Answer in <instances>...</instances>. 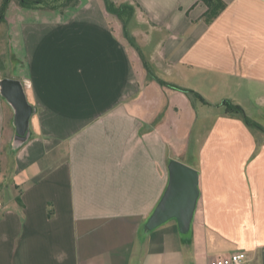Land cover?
<instances>
[{
    "label": "crops",
    "instance_id": "obj_1",
    "mask_svg": "<svg viewBox=\"0 0 264 264\" xmlns=\"http://www.w3.org/2000/svg\"><path fill=\"white\" fill-rule=\"evenodd\" d=\"M113 1L135 6L130 28L157 74L194 93L148 76L104 0L63 11L13 1L2 24L8 78L36 113L13 151L0 94V264H210L240 251L264 264V132L223 105L264 127V0H224L209 25L201 0ZM200 104L220 111L200 119ZM192 149L191 233L175 219L146 230L170 161L188 164L180 157Z\"/></svg>",
    "mask_w": 264,
    "mask_h": 264
},
{
    "label": "water",
    "instance_id": "obj_2",
    "mask_svg": "<svg viewBox=\"0 0 264 264\" xmlns=\"http://www.w3.org/2000/svg\"><path fill=\"white\" fill-rule=\"evenodd\" d=\"M0 94L14 113L15 137L12 149L18 151L30 140V122L36 108L29 102L24 83L20 80L1 78ZM168 168L169 184L166 192L144 227L148 231H153L175 219L180 233L186 236L191 233L200 197L199 172L178 160H171Z\"/></svg>",
    "mask_w": 264,
    "mask_h": 264
},
{
    "label": "trees",
    "instance_id": "obj_3",
    "mask_svg": "<svg viewBox=\"0 0 264 264\" xmlns=\"http://www.w3.org/2000/svg\"><path fill=\"white\" fill-rule=\"evenodd\" d=\"M13 1H15L19 7L33 10L50 9L63 11L68 7H76L78 5V0H2L0 2V25L6 23V13ZM201 2H203L208 7L207 11L201 18L208 25L213 23L227 7V3L224 0H201ZM104 3L108 13L116 16L122 23L125 38H127L141 54V58L148 76L154 80H157L162 85L170 86L186 93H194L191 90L184 89L183 87L170 81L168 82L160 77L151 66L150 62L147 60V57L142 55L141 47L136 44L135 37L130 34V25L136 16L135 6L131 5L130 3L117 4L113 0H104ZM2 69L3 65L0 61V70ZM195 96L204 102V99H202L200 95L195 93ZM223 105L226 108V114L241 115L250 128L264 132V127L248 117L242 108L229 101H225Z\"/></svg>",
    "mask_w": 264,
    "mask_h": 264
},
{
    "label": "rangeland",
    "instance_id": "obj_4",
    "mask_svg": "<svg viewBox=\"0 0 264 264\" xmlns=\"http://www.w3.org/2000/svg\"><path fill=\"white\" fill-rule=\"evenodd\" d=\"M132 26L133 25H130V27H132ZM130 34L133 35L132 28H130ZM125 39L129 43V45L137 52L140 59H142L141 58L142 56L139 53V51L136 49V47L134 45H132V43L127 38H125ZM139 43H138V40L136 39V44L138 46H140ZM141 53H142V55L146 54L143 50ZM7 56H8V52H7L6 26L1 25L0 26V61L3 63V67H4L3 76H5L6 78H8L11 75L12 70H10V68H11V66H13L12 65L13 62H8L7 60H5V59H7ZM201 91H202L201 94L204 95L211 103H215V102H218L220 100L218 96L210 93L209 89H207V88L206 89L202 88ZM198 111L200 114V119H202L206 114L215 115L218 113L217 111H220V110L215 111V110L210 109L209 106H204V105L200 104V106L198 107ZM199 124H200V122H199ZM199 124H197L198 128H199ZM255 134L257 135V132ZM258 135H259V133H258ZM181 158L182 159L185 158L186 162H188V164L187 163H185V164H187L188 166H190L192 168L199 166L198 156L196 154V151L193 149L187 151L185 155H181L180 159Z\"/></svg>",
    "mask_w": 264,
    "mask_h": 264
},
{
    "label": "built area",
    "instance_id": "obj_5",
    "mask_svg": "<svg viewBox=\"0 0 264 264\" xmlns=\"http://www.w3.org/2000/svg\"><path fill=\"white\" fill-rule=\"evenodd\" d=\"M210 264H249L247 254L245 252H236L228 257L219 258L210 262Z\"/></svg>",
    "mask_w": 264,
    "mask_h": 264
}]
</instances>
